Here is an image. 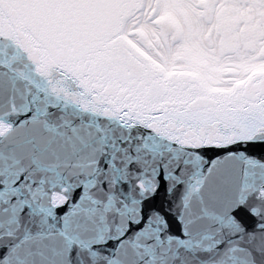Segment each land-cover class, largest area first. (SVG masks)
Returning a JSON list of instances; mask_svg holds the SVG:
<instances>
[{"label":"snow or ice","instance_id":"1","mask_svg":"<svg viewBox=\"0 0 264 264\" xmlns=\"http://www.w3.org/2000/svg\"><path fill=\"white\" fill-rule=\"evenodd\" d=\"M0 264H264V0H0Z\"/></svg>","mask_w":264,"mask_h":264}]
</instances>
